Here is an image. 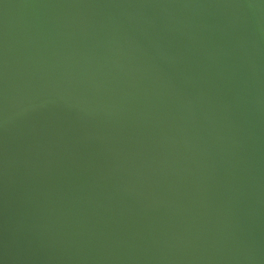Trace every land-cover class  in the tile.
Returning a JSON list of instances; mask_svg holds the SVG:
<instances>
[{"label": "water", "instance_id": "95a60500", "mask_svg": "<svg viewBox=\"0 0 264 264\" xmlns=\"http://www.w3.org/2000/svg\"><path fill=\"white\" fill-rule=\"evenodd\" d=\"M0 222V264H264V0H0Z\"/></svg>", "mask_w": 264, "mask_h": 264}, {"label": "flooded vegetation", "instance_id": "af4514ba", "mask_svg": "<svg viewBox=\"0 0 264 264\" xmlns=\"http://www.w3.org/2000/svg\"><path fill=\"white\" fill-rule=\"evenodd\" d=\"M0 225L4 228L5 227V223L4 222H0ZM0 226V228H2ZM3 244H5V243H3ZM28 245H29V243H28ZM30 246V245H29ZM23 253H24V258H25V260H27V261H33V257L34 256H32V255H29L28 254V252H26V251H23ZM2 264V263H1Z\"/></svg>", "mask_w": 264, "mask_h": 264}]
</instances>
